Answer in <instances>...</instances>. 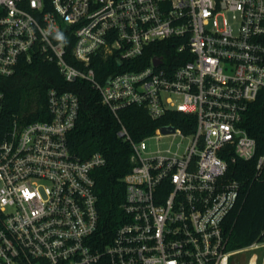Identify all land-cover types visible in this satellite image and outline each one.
Wrapping results in <instances>:
<instances>
[{"label": "built area", "instance_id": "built-area-1", "mask_svg": "<svg viewBox=\"0 0 264 264\" xmlns=\"http://www.w3.org/2000/svg\"><path fill=\"white\" fill-rule=\"evenodd\" d=\"M98 58L135 67L102 81ZM39 59L66 82H90L117 118L132 148L127 219L97 245L93 171L106 159L69 146L78 94L50 87L49 117L6 124L0 90V264H264V240L228 248L243 194L230 166L257 152L242 121L264 91V0H0V76ZM130 105L192 114L195 128L135 139L120 117Z\"/></svg>", "mask_w": 264, "mask_h": 264}, {"label": "trees", "instance_id": "trees-1", "mask_svg": "<svg viewBox=\"0 0 264 264\" xmlns=\"http://www.w3.org/2000/svg\"><path fill=\"white\" fill-rule=\"evenodd\" d=\"M169 48L171 50V46ZM164 51L163 47L149 49L142 59L143 65L149 63L154 53ZM96 60L93 66L102 81L111 72L135 67L129 63L119 65L103 58ZM54 86L72 90L80 99L78 120L68 136L71 150L81 159L88 158L94 152H101L106 159L93 171L99 211L95 239L97 245L103 248L111 241L116 228L127 219L121 204L126 195L123 178L132 167V148L118 135L119 122L102 103L99 91L85 80L66 82L55 64L35 60L32 64L20 65L10 76H0V90L5 95L1 118L9 124L14 119L33 121L49 117L46 95L47 90ZM120 117L135 139L151 135L158 127L168 124L181 127L185 132L193 131L196 124L194 115L179 111L152 118L140 105L123 108ZM242 125L255 137L257 152L252 160L239 159L230 166V176L241 181L243 194L229 216V249L264 240V168L260 174L256 170L257 159L264 154V91L249 105Z\"/></svg>", "mask_w": 264, "mask_h": 264}, {"label": "rangeland", "instance_id": "rangeland-1", "mask_svg": "<svg viewBox=\"0 0 264 264\" xmlns=\"http://www.w3.org/2000/svg\"><path fill=\"white\" fill-rule=\"evenodd\" d=\"M167 141H168L167 138H163V139L161 140V143L166 144ZM148 142L151 143V144H155V140H149ZM262 252H263L262 249H260V250H256V251L254 252V253L257 254V257L259 258V261L261 260ZM248 254L250 255V253H248ZM247 256H248V255H247ZM246 258H248V257H246ZM238 263H239V264H246V263H247V259L240 258V260H239Z\"/></svg>", "mask_w": 264, "mask_h": 264}, {"label": "water", "instance_id": "water-1", "mask_svg": "<svg viewBox=\"0 0 264 264\" xmlns=\"http://www.w3.org/2000/svg\"><path fill=\"white\" fill-rule=\"evenodd\" d=\"M158 58H155V63H158ZM175 130V126H164L162 127V132L163 133H169L171 131H174Z\"/></svg>", "mask_w": 264, "mask_h": 264}]
</instances>
